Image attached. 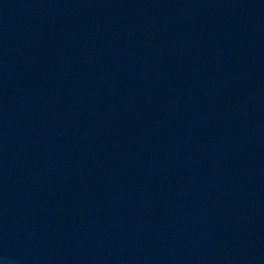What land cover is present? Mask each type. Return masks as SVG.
I'll list each match as a JSON object with an SVG mask.
<instances>
[{
    "label": "water",
    "instance_id": "1",
    "mask_svg": "<svg viewBox=\"0 0 264 264\" xmlns=\"http://www.w3.org/2000/svg\"><path fill=\"white\" fill-rule=\"evenodd\" d=\"M0 264H264V0H0Z\"/></svg>",
    "mask_w": 264,
    "mask_h": 264
}]
</instances>
